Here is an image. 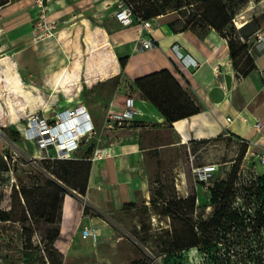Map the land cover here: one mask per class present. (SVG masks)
Here are the masks:
<instances>
[{"label": "rangeland", "instance_id": "1", "mask_svg": "<svg viewBox=\"0 0 264 264\" xmlns=\"http://www.w3.org/2000/svg\"><path fill=\"white\" fill-rule=\"evenodd\" d=\"M103 1L101 13L86 12L74 21L55 23L49 32L44 33L35 21L28 32H23L25 41L11 43L7 36L0 35V136L9 145L7 155L1 159L7 171H0V211H10L12 187L53 190L43 175L47 162L56 160L39 157L36 145L22 138L18 130L26 118L37 111L52 114L58 107H67L77 100L88 111H99L107 106L119 83V76L110 77L116 72L114 47L103 30L105 27L108 31L103 21L112 13L115 0ZM123 1L132 10L150 9L160 16L174 12L184 22L195 23L202 14L199 2L203 0ZM262 1L222 0L231 18L224 34H243L236 30L235 22L252 20ZM205 29L207 26L203 25L200 31ZM242 60H238V71L245 69ZM101 142L94 138L84 140L73 159L66 160L77 165L61 173L64 181L53 180L64 191L55 226L39 218L40 210H32V219L27 206L33 203L25 204L22 199L13 215L15 221L0 222V264H201L202 257L194 249L184 250L180 256L163 253L175 232L195 227L213 213L207 190L198 182L194 170L217 165L220 176H211V183L226 179L237 166L238 186L245 183L249 170H255L248 143L231 136L180 147L152 157L149 199L118 212H101L86 202L85 194L79 193L86 187V163L92 162ZM187 197L195 200L193 210L185 208L164 215L169 203ZM235 203L242 210L254 208L247 199ZM85 227L95 234L94 240L79 237ZM54 230L58 236L51 243ZM191 239L183 234L173 242L181 245Z\"/></svg>", "mask_w": 264, "mask_h": 264}, {"label": "crops", "instance_id": "2", "mask_svg": "<svg viewBox=\"0 0 264 264\" xmlns=\"http://www.w3.org/2000/svg\"><path fill=\"white\" fill-rule=\"evenodd\" d=\"M104 3L103 0H55L46 4L47 20L60 24L74 21L86 12L97 15ZM260 4L259 13L264 11V1ZM114 11L115 7L103 21L108 31L105 27L103 30L106 40L114 47L116 72L110 77L119 76V83L106 107L89 111L97 129L94 139L102 141L97 148L102 154L91 160L85 193L87 203L101 212H118L127 204L136 205L149 199L152 157L180 147L231 136L248 143L251 154H264V49L256 45L257 35L264 33V28L254 29L247 24L238 29L244 32L240 40L248 45L254 66L243 77L233 68L227 40L214 29L190 31L184 28L178 14L161 15L152 19L153 47L141 50L138 40L146 34L138 24L121 27ZM38 14L33 0H9L0 9V35L7 36L11 43L25 41L23 32L30 30ZM238 23L235 22L237 28ZM174 45L197 66L185 68L172 49ZM122 58L126 61L121 70L118 59ZM162 71L171 75L173 84L160 88L153 98L175 102L184 94L199 109L197 114L169 124L155 103L135 86V80ZM127 98L134 101L137 111L134 120L127 128L105 129L104 121L99 118H105L110 111H120ZM77 104L82 101L67 107ZM8 147L0 136V159L7 155ZM256 160L255 171L264 173V166Z\"/></svg>", "mask_w": 264, "mask_h": 264}, {"label": "trees", "instance_id": "3", "mask_svg": "<svg viewBox=\"0 0 264 264\" xmlns=\"http://www.w3.org/2000/svg\"><path fill=\"white\" fill-rule=\"evenodd\" d=\"M8 2L9 0H0V9ZM125 4L129 6V4ZM199 4L202 5L200 9L202 14L199 16L198 21L193 23L187 20L184 22V28L190 31H199L203 29V25H206L207 28L217 31L228 42L233 68L245 77L254 68L253 58L248 53V45L240 40L244 32L238 29L244 28L247 24L254 29L264 28V11L256 15L249 23L246 20L238 23V29L236 28V30L243 32L239 37H229L224 34V29L230 23L231 18L222 0H203ZM132 16L136 24L139 20H151L160 15L150 9L141 10L137 8V10H132ZM240 59L245 62V69L242 71L237 70L238 60ZM125 61L126 58L118 59L121 70L124 68ZM134 84L147 99L155 103L157 109L169 124L199 112V109L184 94H181L180 99L175 102L164 99L156 101L153 98L160 88L173 84V78L167 71L137 79ZM234 138L245 142L243 139ZM0 162L3 163L1 159ZM1 163L0 171H7V167L4 163ZM71 165L77 164L66 160L47 162L46 174L43 176L46 178L45 183L47 186L53 190L45 191L41 188H26L24 186L17 190L12 187L10 211H0V222L15 221L13 215L20 206L22 199L25 204L28 202L33 203H29L27 206V209L32 213L30 215L32 219H35L32 210H40L42 213L39 218H42L45 223L55 226L60 218L64 191L53 180L64 181L61 173L65 172V169ZM86 166L88 182L91 163H86ZM237 169V166H233L226 179H216L209 184L206 189L208 202L213 207L210 218L200 221L195 227L186 228L182 233L175 232L174 236L168 241L169 247L163 251L164 254L171 255V257L174 254L180 256L182 251L194 249L202 257L201 264H264V173L257 174L255 170H249L244 178L245 183L238 186V180H236ZM87 182L85 190L79 192L80 194L86 193ZM240 199L253 202V210L246 211L234 206L235 201ZM194 205L195 200L191 197L176 200L169 203V210H166L164 215L169 216L173 212H181L185 208L193 210ZM133 206L134 204H127L125 209ZM183 234L190 235L192 239L188 243L175 245L173 240L180 239ZM57 236L58 232L54 230L50 238L51 243Z\"/></svg>", "mask_w": 264, "mask_h": 264}, {"label": "built area", "instance_id": "4", "mask_svg": "<svg viewBox=\"0 0 264 264\" xmlns=\"http://www.w3.org/2000/svg\"><path fill=\"white\" fill-rule=\"evenodd\" d=\"M52 1L55 0H33L34 6L39 12L36 21L44 33L49 32L55 26L54 21L47 20L46 4ZM114 5V18L121 27H129L135 24L131 7L127 6L123 0H116ZM136 24L146 34L145 38L138 40L139 48L141 50L152 48L153 20H139ZM256 45L258 48L264 49V33L261 32L257 35ZM172 49L185 68L197 66L191 58L180 54L176 45ZM136 115L137 111L134 108L133 99L127 98L120 111L108 112L103 126L108 130L123 129L134 120ZM227 120L230 122V119ZM18 131L25 141L33 142L36 145L39 157L60 161L73 159V155L80 148L83 141L93 139L97 134L91 114L84 104H77L66 108L58 107L52 111V114H45L39 111L34 112L26 118L25 123ZM101 154L102 150L96 149L91 160L98 159ZM252 156L257 159L256 161L259 162L260 166H264V154H252ZM217 172V165H209L197 168L194 170V175L197 177L198 182L207 189L210 184V177ZM95 237L92 230L86 227L81 230L82 239L94 240Z\"/></svg>", "mask_w": 264, "mask_h": 264}]
</instances>
